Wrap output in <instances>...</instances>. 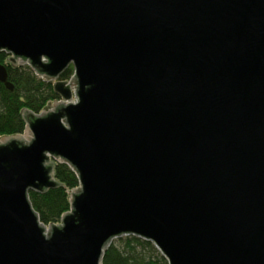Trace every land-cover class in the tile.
Segmentation results:
<instances>
[{
	"label": "water",
	"instance_id": "1",
	"mask_svg": "<svg viewBox=\"0 0 264 264\" xmlns=\"http://www.w3.org/2000/svg\"><path fill=\"white\" fill-rule=\"evenodd\" d=\"M2 51L60 99L0 137V264H102L124 234L264 264V0H0ZM57 162L79 186L47 226L28 190Z\"/></svg>",
	"mask_w": 264,
	"mask_h": 264
},
{
	"label": "trees",
	"instance_id": "2",
	"mask_svg": "<svg viewBox=\"0 0 264 264\" xmlns=\"http://www.w3.org/2000/svg\"><path fill=\"white\" fill-rule=\"evenodd\" d=\"M7 55L0 53V61L7 66L8 79L14 90L0 82V137L24 133L28 112L39 113L60 99L51 80L28 63L7 62ZM72 71L73 67H68L59 78H70ZM54 172L58 181L56 186L43 191L28 190L33 208L47 226L59 223L62 215L71 210V190L79 186L78 174L68 163L57 162ZM102 264H169V261L152 241L124 234L110 243Z\"/></svg>",
	"mask_w": 264,
	"mask_h": 264
},
{
	"label": "bare ground",
	"instance_id": "3",
	"mask_svg": "<svg viewBox=\"0 0 264 264\" xmlns=\"http://www.w3.org/2000/svg\"><path fill=\"white\" fill-rule=\"evenodd\" d=\"M28 64L32 66V64H31L30 62H28ZM5 65H6V64H5ZM32 67H33V66H32ZM73 72H75L74 69H73V71H72L71 76L73 75ZM70 78H71V77H70ZM70 78H68V79H70ZM59 79H60V78H59ZM52 82L54 83L55 81H52ZM53 102H54V101H53ZM51 103H52V102H51ZM51 103H50V104H51ZM42 111H43V110H42ZM42 111H41V112H42ZM41 112H39V113H41Z\"/></svg>",
	"mask_w": 264,
	"mask_h": 264
},
{
	"label": "flooded vegetation",
	"instance_id": "4",
	"mask_svg": "<svg viewBox=\"0 0 264 264\" xmlns=\"http://www.w3.org/2000/svg\"><path fill=\"white\" fill-rule=\"evenodd\" d=\"M0 53H6V51H2V52H0ZM7 54V53H6ZM8 57L10 56L9 54L7 55Z\"/></svg>",
	"mask_w": 264,
	"mask_h": 264
},
{
	"label": "rangeland",
	"instance_id": "5",
	"mask_svg": "<svg viewBox=\"0 0 264 264\" xmlns=\"http://www.w3.org/2000/svg\"><path fill=\"white\" fill-rule=\"evenodd\" d=\"M52 104V103H51ZM24 134V133H23ZM24 136L28 137V135L24 134Z\"/></svg>",
	"mask_w": 264,
	"mask_h": 264
}]
</instances>
